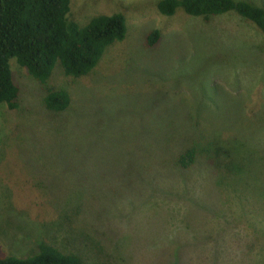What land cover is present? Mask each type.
Masks as SVG:
<instances>
[{"label": "rangeland", "instance_id": "obj_1", "mask_svg": "<svg viewBox=\"0 0 264 264\" xmlns=\"http://www.w3.org/2000/svg\"><path fill=\"white\" fill-rule=\"evenodd\" d=\"M159 1L70 0L79 27L126 23L86 77L56 64L42 86L10 60L19 95L17 109L0 105V258L46 244L83 264H264V36L234 14L164 17ZM47 90L69 106L49 112ZM211 142L221 164L229 152L230 176L202 153ZM191 147L195 163L178 169Z\"/></svg>", "mask_w": 264, "mask_h": 264}, {"label": "trees", "instance_id": "obj_2", "mask_svg": "<svg viewBox=\"0 0 264 264\" xmlns=\"http://www.w3.org/2000/svg\"><path fill=\"white\" fill-rule=\"evenodd\" d=\"M157 10L164 17L173 16L178 10L185 15L208 23L212 19L234 14L253 25L264 36V7L244 0H161ZM70 0H0V105L9 110L17 109L19 89L14 82L9 62L17 65L40 85H46L54 66L59 64L67 78L88 76L96 67L104 51L122 42L126 35V23L121 14L100 15L79 27L68 20ZM159 32L152 31L146 38V47L157 44ZM70 103L64 90H47L44 98L49 112L60 113ZM214 142L202 153L207 155L214 168L232 174L234 163L228 154L227 162L221 160L220 149ZM195 147L186 149L175 160L178 169L186 170L196 161ZM224 171V172H225ZM225 176V177H226ZM219 179V173L215 176ZM225 179V178H224ZM0 264H83L71 254L41 244L38 252L25 258H0Z\"/></svg>", "mask_w": 264, "mask_h": 264}]
</instances>
